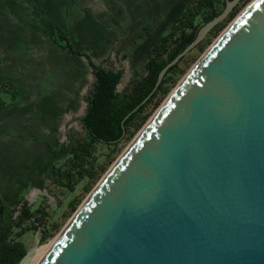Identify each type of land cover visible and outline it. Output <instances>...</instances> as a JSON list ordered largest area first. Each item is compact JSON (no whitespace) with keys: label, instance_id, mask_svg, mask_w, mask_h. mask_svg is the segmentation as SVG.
<instances>
[{"label":"water","instance_id":"obj_1","mask_svg":"<svg viewBox=\"0 0 264 264\" xmlns=\"http://www.w3.org/2000/svg\"><path fill=\"white\" fill-rule=\"evenodd\" d=\"M239 1H224L123 119ZM135 135L34 264H264V0L222 26Z\"/></svg>","mask_w":264,"mask_h":264},{"label":"rangeland","instance_id":"obj_2","mask_svg":"<svg viewBox=\"0 0 264 264\" xmlns=\"http://www.w3.org/2000/svg\"><path fill=\"white\" fill-rule=\"evenodd\" d=\"M109 2V0H0V26L9 22L15 25V29L19 31H22V28L28 29L29 41L24 37L25 32L21 37L25 40V44H27L30 52L35 50L32 48L37 46L38 38L40 41L38 45H41V40L45 39L46 48H56V46L59 47L58 43H63V38L66 37L74 49L87 53L95 62L103 58L105 59V61H103L105 67L111 69L121 68L122 71L124 70L125 72H122L116 84V91L121 92L126 88L128 80L134 73L136 75L144 73L143 66L151 54V49L148 51L146 50V52L145 48L144 51H140V55H138L137 58L136 56H134V58L131 57L130 53L134 50L135 46H131L129 42L135 37L136 30L132 29L135 24H127L125 17L118 14L121 13L119 11L116 12V15H113L110 10L111 4H109ZM212 2L217 10L222 9L223 4L221 0H212ZM249 2L250 0H240L236 4L237 10L235 14H238L242 6ZM105 4V7L109 8L103 10L102 7ZM192 6H195V3H193ZM202 12H204V10H200L193 19V23L198 27L203 24L201 19ZM117 18L125 19L124 29L122 31H113L110 29L109 20L112 19L116 21ZM231 18L226 20L214 35L209 36L206 34L200 41L202 44L201 48L194 47L180 58L176 67L170 73L175 79V82L171 85L169 91H171L196 64L205 46L212 44L217 38L222 26L228 25ZM207 39L208 41H206ZM56 49L52 50L56 53ZM62 53L68 54L67 51H62ZM72 58L77 62L81 70L78 84V109L74 113H67L68 120L62 124L61 129L64 132L62 142L49 143L50 145L46 144L44 158L40 159L39 163H36L37 166H39V178L42 184L36 191H31L32 189L28 190L26 195V199L29 201L26 200L27 205L30 210L34 211L35 215L38 216L37 223L39 226L28 229L19 239L24 243L26 249L31 248L36 241L38 246L44 245L36 249L33 257H36V254L39 252L38 250L45 249L52 243L64 225L68 223L79 203L84 201L92 188L108 170L110 164L116 161L137 132L136 131L130 139L122 140L115 145H107L101 142H95L90 145L88 148L89 161L93 164L94 169L103 166L104 170L96 180L92 181L89 190L84 191L82 188L87 182L86 179L80 180L70 188H66L58 183L56 179L60 170H63L66 166V157L69 148L85 138L79 118L85 105L83 97L93 81L91 67L87 65L84 57L79 55ZM132 69H134L133 72ZM130 70L132 75L128 76ZM11 91V84L6 81L0 83V96L5 94L10 96ZM166 95L162 98L160 103L164 100ZM155 98L156 97H154V99ZM157 107L152 110L151 114ZM150 108L151 103L147 104L144 110L147 111ZM131 126L130 124L129 130ZM14 144L18 145L21 143ZM17 145H15V147H17ZM70 201H74L76 206L72 212L69 210ZM18 204L16 205V203H14L12 207L17 209ZM24 225H28V223L26 222ZM42 228H44L46 232L52 233V235L47 236L43 241L39 242Z\"/></svg>","mask_w":264,"mask_h":264},{"label":"crops","instance_id":"obj_3","mask_svg":"<svg viewBox=\"0 0 264 264\" xmlns=\"http://www.w3.org/2000/svg\"><path fill=\"white\" fill-rule=\"evenodd\" d=\"M109 1L113 15L119 11L127 24H135L132 29L136 34L129 44L135 46L131 57L137 58L140 51L152 48L158 37L193 0ZM105 6L103 10L109 8ZM125 19H110V29L122 31ZM144 25L150 30L139 39ZM23 35L28 40L29 30L22 28L19 31L9 22L0 26V83L6 81L12 86L10 96H0V202L6 207L26 201L28 190L36 191L41 186L36 163L44 158L46 144L62 142L64 132L61 129L68 120L67 113L76 112L79 105L81 70L72 58L79 55L71 54L60 43L61 48L56 46L58 50L46 48L45 39L38 45L39 38L37 46L32 48L35 50L30 52L21 37ZM52 49H56V53ZM89 58L95 64L105 61L101 58L95 62ZM129 75H132L131 70Z\"/></svg>","mask_w":264,"mask_h":264},{"label":"trees","instance_id":"obj_4","mask_svg":"<svg viewBox=\"0 0 264 264\" xmlns=\"http://www.w3.org/2000/svg\"><path fill=\"white\" fill-rule=\"evenodd\" d=\"M221 1L224 5L225 0ZM193 3L195 6H192ZM200 10H204L201 13L203 23L220 11L216 9L212 0H194L185 7L169 25L166 32L160 35L153 44L151 54L143 66L144 73L141 75L134 73L128 80L126 88L121 92L116 91L121 69L107 68L102 62L93 63L87 54L75 50L67 38H63L64 42L59 45L71 54L81 55L86 59L91 67L93 81L83 97L85 108L79 118L85 138L69 148L66 166L60 170L56 179L60 185L70 188L80 180L86 179L87 182L82 188L84 191L89 190L92 181L96 180L104 170L103 166L94 169L93 164L89 161L88 148L90 145L95 142L115 145L122 140L130 139L149 117L152 110L158 106L175 82L170 73L176 67L177 62L166 70L162 80L147 100L123 119L149 92L159 69L193 38L199 28L193 23V19ZM236 10L237 5L231 9L224 20L211 28L207 34L214 35L221 25L235 14ZM149 30V26L144 25L138 35L139 39L148 34ZM195 47L201 48L202 44L199 42ZM154 97L156 98L154 99ZM149 103H151V108L147 111L144 110ZM130 124L132 126L129 130ZM17 203H19L18 208L15 209V207H6L0 202V264H17L26 250L25 245L18 238L28 229L39 226L38 216L30 210L26 201L22 200ZM75 207L74 201H70L69 210L72 212ZM16 211L17 213L14 214ZM26 222L28 225H24ZM51 235L52 233H48L42 228L39 242Z\"/></svg>","mask_w":264,"mask_h":264},{"label":"bare ground","instance_id":"obj_5","mask_svg":"<svg viewBox=\"0 0 264 264\" xmlns=\"http://www.w3.org/2000/svg\"><path fill=\"white\" fill-rule=\"evenodd\" d=\"M152 116H154V115H152ZM152 116H151V118H152ZM150 118V119H151ZM149 119V120H150ZM149 122V121H148ZM148 124V123H147ZM146 125V124H145ZM144 125V126H145ZM144 128V127H143ZM143 129H141L139 132H141ZM138 135V134H137ZM136 136V135H135ZM132 142V141H131ZM130 142V143H131ZM130 143L128 144V146L130 145ZM127 146V147H128ZM126 147V148H127ZM125 148V149H126ZM124 149V150H125ZM124 152V151H123ZM122 152V153H123ZM121 153V154H122ZM118 159V158H117ZM116 159V160H117ZM116 162V161H115ZM84 201H85V199H84ZM84 201H82V202H84ZM61 232H62V229L60 230V232L57 234V236H56V238H54V240L52 241V243L48 246V247H50V246H52V245H54L55 244V242L58 240V238H59V236H60V234H61ZM39 246H37L35 249H34V251H33V253L29 256V259L27 260V262L25 263V264H34V263H40L42 260H43V258L45 257V253H46V250H47V248H45V249H40V250H38L39 252H38V254H36V257H33L34 256V254H35V252H36V249L38 248Z\"/></svg>","mask_w":264,"mask_h":264},{"label":"built area","instance_id":"obj_6","mask_svg":"<svg viewBox=\"0 0 264 264\" xmlns=\"http://www.w3.org/2000/svg\"><path fill=\"white\" fill-rule=\"evenodd\" d=\"M16 213H17V211L14 214H16Z\"/></svg>","mask_w":264,"mask_h":264}]
</instances>
